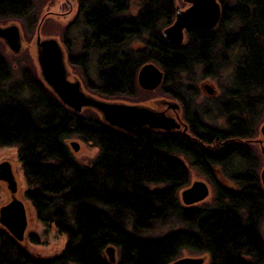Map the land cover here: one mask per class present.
Wrapping results in <instances>:
<instances>
[{"label": "trees", "instance_id": "16d2710c", "mask_svg": "<svg viewBox=\"0 0 264 264\" xmlns=\"http://www.w3.org/2000/svg\"><path fill=\"white\" fill-rule=\"evenodd\" d=\"M33 1L0 0V25L37 26ZM129 1L76 0V20L87 33L82 57L68 55V63L82 71L93 63L97 84L83 82L109 100L135 99L139 68L156 65L164 75L160 91L181 104L195 141L181 133L127 135L102 125L92 112L74 115L30 69L14 72L0 55V148L17 150L24 199L37 221L66 239L60 255L44 260L0 231V264H111L109 247L117 253L114 264H172L183 251L206 256L207 264H264L262 161L246 142L254 139L264 111V0H218V27L212 33L189 31L183 46L161 37L172 21L174 0H137L141 11L125 17ZM137 41L143 46L132 50L129 45ZM235 52L231 89L210 108L223 111L218 115L225 127H209L196 112L199 94L191 82L198 73L228 70L225 56ZM72 137L98 150L89 166L71 154L66 141ZM188 167L211 185V204L181 205ZM172 222L187 230L154 240L139 237Z\"/></svg>", "mask_w": 264, "mask_h": 264}, {"label": "water", "instance_id": "95a60500", "mask_svg": "<svg viewBox=\"0 0 264 264\" xmlns=\"http://www.w3.org/2000/svg\"><path fill=\"white\" fill-rule=\"evenodd\" d=\"M184 9L176 7L172 23L161 32L162 39L171 46H181L185 41V34L189 30H213L219 23L221 7L218 0H182ZM44 17L36 27L34 39L35 61L39 71V80L61 105L74 115H82L85 111L94 112L98 121L117 132L127 135H138L143 132L171 133L179 130L180 107L175 101L164 99L154 100L152 106L109 101L87 94L77 78L71 79L68 72V58L61 45L54 38L41 39L39 30ZM0 41L7 49L18 54L23 48L19 27L15 24L0 26ZM163 72L154 64L141 66L136 75V85L144 92H153L163 83ZM207 94L213 91L209 86L204 87ZM185 136V129H183ZM259 140H248L254 146L264 143V121L259 127ZM76 151L77 144L71 143ZM262 167L259 180L264 190V147H260ZM209 188L204 182H194L180 193V203L183 207H192L202 203L209 196ZM1 226L22 244L27 230L26 207L20 201L11 203L0 212ZM264 239V227H263ZM108 261L116 262L115 250L109 247L105 250ZM204 258H182L172 264H204Z\"/></svg>", "mask_w": 264, "mask_h": 264}, {"label": "rangeland", "instance_id": "374dc122", "mask_svg": "<svg viewBox=\"0 0 264 264\" xmlns=\"http://www.w3.org/2000/svg\"><path fill=\"white\" fill-rule=\"evenodd\" d=\"M242 0H228V5H234L235 3L241 2ZM34 11H36V23L38 25L39 21L44 17V21L41 24L40 30H39V36L41 39L46 38H54L58 41V43L61 45L65 55H70L74 59H80L83 55V34H86V30L81 26L80 21L75 17L76 13V0H34ZM174 6L182 9L184 8V4L182 3V0H174L173 2ZM141 11V4L137 0H130L128 3V10L125 13V17L129 16H136ZM64 13V14H63ZM53 15L49 16L47 15ZM9 24H15L19 27L21 39L23 43V48L18 54L11 53L5 44L0 41V55L4 60L7 61V63L13 68L14 72H17L20 67L30 69L32 73L35 75L36 79L39 80V71L38 67L36 65V55L35 51L33 49L34 47V39L36 35V27L31 26V24L28 22L26 23V27L21 24L18 21H9L6 22L0 26H7ZM68 27H70L68 29ZM67 29V30H65ZM67 46V51L65 44ZM130 48L132 50H137L140 47L143 46L140 42H132L130 45ZM226 57V60L229 62V69L228 70H220L219 73H212L211 76L203 77L200 73L195 76L194 80L191 82V87L198 92L199 95L196 96L194 99V105L199 106L200 110L196 111L197 114H199L202 122L207 124L208 126L215 127L218 129H222L225 126L223 125L224 120L218 115L219 112L223 114V111H218L219 107L214 106L213 110L210 111L211 105L215 104V99H219L222 97L224 91L231 89L232 84V77H233V67H234V59L237 58V52L233 53V55L229 54ZM67 68L68 72L70 73L71 79L77 78L83 87V90L92 96H96L94 93L90 92L84 82L83 79L86 78L93 84H97L96 77H95V66L93 63L88 62L86 64V69L82 71L80 68H72L69 63L67 62ZM204 85H208L216 95V98L210 99L208 98V94L203 89ZM98 97V96H96ZM100 98V97H98ZM103 99V98H102ZM167 100V101H176L170 97H167L162 94V91H160V88L153 92H144L139 89V92L137 93L135 99H117V100H109V101H120L125 103H133V104H142L147 105L150 107L152 106V102L154 100ZM177 102V101H176ZM178 103V102H177ZM193 105V106H194ZM192 106V107H193ZM210 106V107H207ZM204 107V109L202 108ZM203 109V110H201ZM208 109V110H207ZM208 112V116H204L203 113ZM91 111H86L85 113H88ZM94 116L98 119V116L92 112ZM264 121V111H263V117L261 122L259 123L256 135L253 140H259V127ZM71 143L77 144V150L74 151L71 148ZM66 145L69 148L71 154L73 155L76 162L83 166H89L92 161L97 156L98 150L96 148H93L90 145L83 144L80 142L77 138L72 137L69 140L66 141ZM254 147L257 149L260 153V147H264V143L262 145H255ZM8 160L11 164L14 165V170L16 174V178L18 181V185L21 192V199L26 207V213H27V230L25 233L24 240L21 244L22 249H24L28 254L35 258L39 259H52L62 252V250L65 247L66 239L63 236H59L54 228H45L43 227L36 219L35 212L33 208L31 207L30 203L27 202L24 199V192L27 190L25 180L23 177V173L21 170V165L18 162L17 157V150L15 148H0V160ZM183 160V159H182ZM262 161V157H261ZM183 162L186 164V162L183 160ZM187 165V164H186ZM262 167V164H261ZM260 167V170H261ZM259 170V173H260ZM188 172L190 176V182L189 186L194 182H204L207 184L209 188V196L205 201H203L200 204H197L192 207H200L205 204H211L213 201V190L207 179L200 174L197 170L188 167ZM220 169L216 168V178H218L219 181H223V177L220 175ZM230 186V185H229ZM183 191V190H182ZM180 193L178 194L179 201H180ZM263 227L261 228L262 236H263ZM187 230V227L178 223V222H172L169 225L164 226H156L151 231L145 232L141 234L139 237L141 239L146 240H154V239H160L169 234L172 230ZM126 230L130 232V228L127 227ZM31 236L35 238L36 244H33L30 240ZM117 257V253L115 252V258ZM182 258H204L205 263L207 264V258L203 255H196L191 254L186 251H183L181 253V256L179 259Z\"/></svg>", "mask_w": 264, "mask_h": 264}, {"label": "flooded vegetation", "instance_id": "af4514ba", "mask_svg": "<svg viewBox=\"0 0 264 264\" xmlns=\"http://www.w3.org/2000/svg\"><path fill=\"white\" fill-rule=\"evenodd\" d=\"M220 7H221L220 20H221V17H222V5L221 4H220ZM184 8H186V6H184ZM184 8H182V9H184ZM175 10H176V7L173 5L174 14H173L172 21L174 19ZM75 17H77V4H76ZM130 17H135V16H132L131 15ZM220 20H219V23H220ZM172 21H171V23H172ZM219 23H218V25H219ZM218 25L213 30H204V29H199V30L204 31V32H207V33H212L218 27ZM194 30H197V29H194ZM189 31H191V30H189ZM189 31H187L186 34H185V41H184V44L183 45H185V43H186L187 33ZM166 44H168V43H166ZM168 45H170V44H168ZM183 45H181V46H183ZM205 86H208V85H204V87ZM204 87H203V89L205 90ZM208 95H209L208 98H210V99L216 98V95H215V92L214 91H213L212 94H208ZM178 104H179V107H180V117H179L180 118V123L183 125V127H181L179 130L174 131V132H171V133H181V134H183L182 133L183 132V129H185V132H186L185 133V137L187 139H189V140H191V141L194 142L195 141V138L193 137V135L191 133V124H190L189 121L186 120L185 113H184V110H183L181 104L179 102H178ZM205 112L208 113L207 111H205ZM14 168H15L14 165L11 164L10 161H8L6 159L5 160L4 159L3 160H0V212H1V210L3 208H6L7 206H9L11 203H13L15 201H20L24 205V203H23V201L21 199L22 198L21 197V192H20V188H19V185H18V181H17V178H16V174H15ZM26 215H27V213H26ZM0 231L6 233L14 242H16L12 238V236L1 226V224H0ZM17 244H19V243H17Z\"/></svg>", "mask_w": 264, "mask_h": 264}, {"label": "bare ground", "instance_id": "6f19581e", "mask_svg": "<svg viewBox=\"0 0 264 264\" xmlns=\"http://www.w3.org/2000/svg\"><path fill=\"white\" fill-rule=\"evenodd\" d=\"M49 16H53V15H50V14H49V15H47V17H46V18H48Z\"/></svg>", "mask_w": 264, "mask_h": 264}]
</instances>
